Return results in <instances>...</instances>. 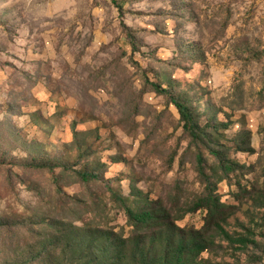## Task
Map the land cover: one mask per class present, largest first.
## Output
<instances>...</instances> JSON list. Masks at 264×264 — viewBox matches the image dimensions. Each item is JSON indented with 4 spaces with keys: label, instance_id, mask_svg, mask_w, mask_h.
Masks as SVG:
<instances>
[{
    "label": "rangeland",
    "instance_id": "obj_1",
    "mask_svg": "<svg viewBox=\"0 0 264 264\" xmlns=\"http://www.w3.org/2000/svg\"><path fill=\"white\" fill-rule=\"evenodd\" d=\"M117 2L0 0V264H90L82 251L104 232L147 234L109 189L188 211L206 192L197 153L217 163L210 148L242 167L213 183L225 229L251 242L217 236L201 258L264 264V0ZM246 133L252 150L238 151ZM205 217L177 224L199 230Z\"/></svg>",
    "mask_w": 264,
    "mask_h": 264
},
{
    "label": "trees",
    "instance_id": "obj_2",
    "mask_svg": "<svg viewBox=\"0 0 264 264\" xmlns=\"http://www.w3.org/2000/svg\"><path fill=\"white\" fill-rule=\"evenodd\" d=\"M112 2L122 9L120 2L117 0H112ZM150 85L158 93L167 92L156 83H150ZM174 102L184 122V129L189 132L193 141L204 140V136L208 133L197 130V118L190 108L180 100H174ZM249 136L250 133H246L241 138L243 142L238 141V151L252 150L247 145ZM210 152L217 162L210 167L207 166L204 154L198 152L196 155L197 173L205 185L206 192L189 206L188 211H174L168 204H165L163 199L153 201L143 198L141 192L136 194L134 200L129 203L123 195L116 193L113 188L109 189L114 202L118 203L120 209L124 211L128 223L133 227H142L150 231H147V234L137 232L130 238L117 236L114 239L104 232L107 238L102 247L97 245L95 253H92L88 244L82 251L84 253L85 250L87 251L90 264H207L208 260L202 259L201 255L215 247L217 236L231 244L241 246H246L251 242L247 237H234L225 229L224 223L227 222L229 216V211H227L229 207L221 202L213 183V178L227 179L230 173L242 167L237 162L227 159L222 151L216 148H210ZM33 166L38 168L45 165L33 164ZM208 170L213 171V174L210 175ZM79 175L85 183H98L102 180L94 172L80 171ZM199 209L206 211L205 224L201 229L182 228L177 224L186 213Z\"/></svg>",
    "mask_w": 264,
    "mask_h": 264
}]
</instances>
